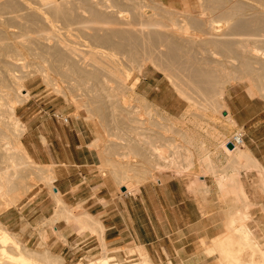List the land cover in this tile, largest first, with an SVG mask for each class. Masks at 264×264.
Listing matches in <instances>:
<instances>
[{
  "label": "bare ground",
  "instance_id": "6f19581e",
  "mask_svg": "<svg viewBox=\"0 0 264 264\" xmlns=\"http://www.w3.org/2000/svg\"><path fill=\"white\" fill-rule=\"evenodd\" d=\"M197 4L199 11L194 13L186 3L184 9H176L156 0H0V211L15 206L39 180L51 187L52 199L62 209L50 223L62 217L101 234L95 220L84 221L62 204L52 187L53 166L37 164L20 141L26 126L16 108L29 97L20 72L29 64L27 58L43 83L73 104L77 116L85 120L101 117L104 109L136 112L143 96L132 95L138 79L130 83L131 75L148 64L167 77L187 101L185 112L195 110L192 116L200 123L207 124L209 113L234 123L224 101L233 81L245 83L250 97H264V0H197ZM146 103L144 108L165 120L161 126L170 133L174 119ZM110 116L114 130L126 135L116 124L118 117ZM180 132L195 145L192 132ZM164 141L166 147L172 146L173 139ZM150 144L147 153L158 161L155 145ZM222 146L243 161V168L255 164L264 192V167L243 152V145L229 149L225 142ZM201 162L210 164L209 156L204 154ZM120 165L124 164L114 163L116 175L121 173ZM147 176L134 183L123 181L122 187L137 188L153 177ZM229 181L243 197V212L231 215L223 232L212 238L202 236L201 244L208 247V255H218L215 264H264V242L247 226L248 210L254 205L237 176ZM260 207L264 210V205ZM39 235L43 247L46 235ZM142 259L141 264L150 263L146 253ZM0 264H63V258L46 248H27L0 222ZM89 264L118 263H110L103 253Z\"/></svg>",
  "mask_w": 264,
  "mask_h": 264
},
{
  "label": "crops",
  "instance_id": "0c3cea01",
  "mask_svg": "<svg viewBox=\"0 0 264 264\" xmlns=\"http://www.w3.org/2000/svg\"><path fill=\"white\" fill-rule=\"evenodd\" d=\"M227 89L228 87L225 90L224 101L234 122L231 125L242 128L244 132L243 152L248 151L258 165L264 167V102L256 103L255 98L245 101L239 93L233 91V88L226 97ZM146 94L148 95V91ZM163 95L164 99L156 105L162 106L163 111L168 114L178 115L181 110L175 109L173 102L166 107L168 97L165 92ZM26 110H23L21 116L26 126V131L22 135L23 147L31 158L44 165L53 166V188L59 192L61 202H64L62 204L68 207L70 213L81 216L84 221L92 218L97 222L106 249H119L112 253L123 258L127 249L140 247L148 255L149 264H212V261L207 260L210 257H206L208 247L201 244L202 234L213 227L212 223L222 220L225 227L224 222L228 221L231 215L236 216L239 210L243 212V197L229 181L230 177H238L244 173V170L236 169L243 168V161L229 155L217 139V133L214 132V139H203L211 151L210 154L206 153L211 165L201 162L204 153L196 155L197 159L190 171H185L182 175L164 172L163 176L167 179L149 183L146 180L137 188L131 189L122 187V182L134 183L143 179L146 173L136 170L116 175L111 170L119 183L120 190L117 191L115 185L106 180L100 172L102 153L95 146L99 137L91 135L85 123L69 118L65 122L63 120L65 117L52 110L34 111V115H26L28 113ZM194 136L195 144L198 146L199 142V147L206 150L203 141L197 138V134ZM110 148L116 151L120 146L110 144L108 149ZM222 155L226 157L229 166L223 164ZM115 162H117L115 159H106L105 165L112 167ZM122 164L128 165L125 162ZM254 166L253 163L244 169L257 173L258 188L261 190L258 170ZM238 179L247 195L241 179L239 177ZM220 180L221 187L218 185ZM227 193H236L241 203L239 205L231 203L234 206L222 208L221 216L218 212L219 207L221 209L230 204L221 199V194ZM58 206L56 203L55 214L62 211ZM44 207L47 215L53 218L54 203L47 200ZM27 213V220L33 223L31 217L36 214L35 210H27ZM2 217L10 227L12 221L6 219L7 214ZM60 218L54 221L61 223V229L54 230L58 236L66 239L81 237L65 219ZM15 229L18 232L22 231L20 227ZM22 232L20 236L24 238L36 236L31 229ZM50 236L55 235L51 233ZM85 236L92 238L89 244L90 251L96 252L99 248L97 253H101V246L93 239V235ZM198 239L200 245L205 248V253L199 246Z\"/></svg>",
  "mask_w": 264,
  "mask_h": 264
},
{
  "label": "rangeland",
  "instance_id": "374dc122",
  "mask_svg": "<svg viewBox=\"0 0 264 264\" xmlns=\"http://www.w3.org/2000/svg\"><path fill=\"white\" fill-rule=\"evenodd\" d=\"M156 1L163 2L164 4L176 9H184L186 3L191 6L190 8L194 13H198L196 11H199L197 0ZM24 61L25 60H23L21 63H23ZM30 61L31 59L27 58V61L25 63H29L27 65L28 67L26 66L24 70L22 67L20 70L21 76L23 78L24 89L29 92L27 101L20 104L16 108V113L20 120L24 122L21 116L23 110L25 109H27L26 111L28 112L26 115H34V111L39 110H52L57 114L60 113L65 118H69V120H79L85 123L88 126L91 135L94 134L95 138L99 137V141L95 142V146L100 149L102 153L103 162L99 168L100 172L106 180L111 181L115 185L117 191L120 190L119 183L114 174L111 172V170H116L117 166L115 167L112 165L111 167L105 165L106 159H115L116 161H119L121 163L125 162L126 164H128L120 165L119 169L121 173H130L131 171L135 172L136 170H138L146 173L144 178L148 177L147 174L149 175V173H152L153 177L148 178L147 183L156 182L158 180L163 181L167 179V177L163 176L164 172H172L176 175H182L185 171L188 172L193 167L194 162L197 159L196 155H203V153L210 154L211 151L207 146L208 143L203 139H214V132L218 134L217 139L220 140L221 144L225 140L230 139L236 132H242L244 137L242 128H237L236 125H231L225 122L221 116H218L216 114L209 113L211 117L207 116V124L204 122L200 123L198 119L195 120V118L192 116V113H194L195 110L191 111L190 113L185 112L188 106L187 101L177 94L171 82L162 72L158 71L149 64L144 67L141 73H137L134 71L131 75L130 83L138 79V83L134 89L135 92L133 91L132 95H134V97L136 95L143 96V100L141 98V106L136 112L128 115L124 114V112L122 111L111 112L104 109L101 113V117L97 115L91 120H85L82 117L77 116L79 113H76L77 110L73 106V104L67 103L62 95L57 94L51 87L46 86L45 82L43 83L42 77L34 72L35 64H31ZM30 65L33 66L30 67ZM20 72L18 71L16 72V74L20 75ZM227 87L228 89L226 97L228 96L230 89L233 88V91L239 93V96L241 98H244L245 101L251 98H255L254 102L256 103L264 102L263 96L258 95L255 97H250L246 91L245 83L233 81ZM157 88H159V90H157ZM146 91H148V95L146 94ZM163 92H165L166 96L168 97V103L165 106L169 107L170 105H172L171 102H173L175 109L181 110L178 115L174 116L168 114L166 111L164 112L162 106H157L160 115H163L164 117H167L169 119H174L172 130L170 133H166L161 126V124L163 125V123H165V120H161L154 113H150L144 108V105L147 104L146 102L153 103L155 104V106L157 102L159 104L160 101L164 99ZM112 114H114V117H118V121L116 124L119 127L123 128L125 132H127L126 135L118 134L114 130V124L111 120L112 117L110 116ZM39 115L40 114H38V116ZM197 122L200 125L195 124ZM180 131H187L190 133L192 132L191 134L194 135L197 134V138L203 141L207 149L202 150L199 147V142L198 146L197 144L190 145V143L186 141L185 137L181 134ZM165 138L173 139L171 147L165 146ZM20 141L22 143V136L20 138ZM137 142H139L140 145L137 144ZM150 143L155 145L153 152L154 154H156V158L158 159V161H156L155 158L151 159L147 153V151L152 148ZM110 144H115L116 146H120V148H118V150L116 151L112 148L108 149V146ZM220 149L223 151L222 148ZM124 154H126L127 157H123L122 155ZM32 159L37 164L42 165V163H40L36 159ZM222 161L225 166H229L227 165L226 157L223 155ZM165 162L168 163V165H166ZM163 163L166 166H164ZM183 164L186 166H183L184 168H186L185 170L182 167ZM167 166L168 168H166ZM188 166L191 167L189 168ZM236 169L244 170V173L238 175V177L241 179L246 189L249 201L256 203L255 206L249 209L251 216L247 221V226L255 236L260 238V241L262 240L264 242V210L260 207L261 204L264 205V192H262L258 188L257 173L252 172L253 170L240 167H236ZM226 182L224 181V183ZM33 183L34 184L29 192L24 193L15 206L0 211V222H2L9 231L15 233L18 236L22 245H25L27 248L32 250H42L43 248H46L50 251L51 254L61 256L63 258V264H89L91 261L95 262L96 260L100 259L103 253L107 255V260L110 263H143L142 261L144 259L142 258H144V249H141L140 247H133L130 248L133 250L131 253L128 252L127 249L125 252L126 255L121 258L119 255L112 253L119 251V249H106L105 244V248L103 247L104 242L101 239L99 232L93 231L86 227L84 228L78 225L73 220L67 221L65 219L66 223L70 227H73L81 237H78L76 239H66L62 236H58V234L54 230L59 231L61 229V223H58L59 221L50 223L48 220L52 216L47 215L44 207L46 201L51 200L52 203H54L53 213L55 214L56 203L52 199V189L39 180H34ZM129 191L134 192V190ZM221 196V199L223 201L230 203L229 205L221 207V209L219 207L218 212L221 214V216L223 215V212H221L222 208L228 209L229 206H234L231 203H234L236 205H239L241 203V199L237 196L236 193H227L226 195L221 194ZM27 210H35L36 212V214L31 217L33 223L27 220ZM80 212L82 213V210H80ZM6 214V219L12 221L10 227H8L4 222L5 219L3 217L1 218V216ZM15 219L16 222H14ZM226 222L227 221H225L224 224H226ZM212 224L213 227L210 228L208 232H204L202 234L203 237H213L216 235V233H219L223 228H225L223 227L222 220L221 222H215ZM17 227H20L22 231L31 229L34 231L33 233H35L36 236L33 238L21 237L20 235L23 232L16 231L15 228ZM42 232L46 235L43 242V247L39 246V241L41 242L39 234ZM51 233L55 236L51 237ZM85 234H89L90 236L93 235V239H96L97 243L101 246V253H97V251H99V248L96 250V252L90 251L91 248L89 244L91 243L92 238L86 237ZM198 242L199 246L203 249V253H205V248L200 245V239H198ZM217 256L218 255L206 254V257H210L207 260L212 261V264H215Z\"/></svg>",
  "mask_w": 264,
  "mask_h": 264
},
{
  "label": "built area",
  "instance_id": "2783aa9c",
  "mask_svg": "<svg viewBox=\"0 0 264 264\" xmlns=\"http://www.w3.org/2000/svg\"><path fill=\"white\" fill-rule=\"evenodd\" d=\"M63 120L66 122L68 118H64ZM227 143H231L233 145V148H235V146H242L244 143L242 132L234 133L232 137L230 138V140L227 141Z\"/></svg>",
  "mask_w": 264,
  "mask_h": 264
},
{
  "label": "water",
  "instance_id": "95a60500",
  "mask_svg": "<svg viewBox=\"0 0 264 264\" xmlns=\"http://www.w3.org/2000/svg\"><path fill=\"white\" fill-rule=\"evenodd\" d=\"M226 146L229 148V149H233V145L231 143H227Z\"/></svg>",
  "mask_w": 264,
  "mask_h": 264
}]
</instances>
